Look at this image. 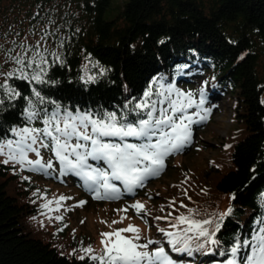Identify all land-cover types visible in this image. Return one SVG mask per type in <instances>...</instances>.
Instances as JSON below:
<instances>
[{
  "label": "trees",
  "instance_id": "obj_1",
  "mask_svg": "<svg viewBox=\"0 0 264 264\" xmlns=\"http://www.w3.org/2000/svg\"><path fill=\"white\" fill-rule=\"evenodd\" d=\"M110 1L0 0V45L4 49L14 47L13 41L35 45L45 31L59 29L55 37L41 43L50 51L60 52L65 61L64 66L53 65V58L48 57V78L58 82L54 85L29 84L15 78L8 81L22 97L12 102L15 107L6 102L0 111V139H15L9 129L26 125L23 96H30L32 87L73 113L115 112L117 116L126 111V104L131 107L140 102L150 85L155 91L154 80L192 92L195 100L201 98L203 89L206 108L213 110L223 98L231 102L232 127L222 139L211 130L210 139L220 140L216 146L195 138L189 154L214 151L218 162L211 158L205 164V160L195 159L192 169L182 165L183 174H178L179 170L172 173L174 180L164 174L152 181L156 192L149 188L151 184L135 190L136 202L146 206L148 215L132 211L130 225L141 230V240L157 235L164 238L158 229H167L172 218L187 214L188 208L198 209L201 219L204 214L211 218L231 208L216 237L222 248L229 249L236 236L241 241L251 239L264 226L257 223L264 218V0H127L114 19L104 20ZM60 39L64 41L62 48L58 47ZM13 67L0 52V71ZM101 68L106 70L103 74ZM87 76H95V82L86 83ZM195 83L197 90L192 88ZM51 108L49 105V111ZM32 126L43 124L35 121ZM127 142L139 141L128 138ZM187 148L180 152L186 154ZM52 153L40 149L46 160H53ZM179 153L166 159L177 158ZM30 156L36 157L34 153ZM3 159L0 156V161ZM97 166L107 169L103 162ZM38 176L19 165L14 168L0 163V264H91L78 259L84 255L82 249L91 246L99 255L104 247L102 233L129 226L106 219L103 229L96 231L95 242L86 234L76 233L68 227L67 208L61 207L54 215L41 209V204L59 197L51 195L54 187H42L45 179L37 181ZM37 190L39 196L34 195ZM160 190L163 195L156 198ZM78 191L89 200L81 189ZM49 215L64 219L49 220ZM157 216L168 219H154ZM164 243L169 247L166 240ZM220 252L221 248L213 246L206 254L175 255L182 264H226L230 253Z\"/></svg>",
  "mask_w": 264,
  "mask_h": 264
},
{
  "label": "snow or ice",
  "instance_id": "obj_2",
  "mask_svg": "<svg viewBox=\"0 0 264 264\" xmlns=\"http://www.w3.org/2000/svg\"><path fill=\"white\" fill-rule=\"evenodd\" d=\"M58 31L59 29L45 31L40 41L31 46L24 42L16 44L15 41L12 42L14 47L9 49L0 45L5 62L14 65L8 72L0 71V77H3L0 82V111L4 110L6 102L10 107H15L12 102L22 97V93L8 83L10 79L15 78L41 86L58 83L48 78V57L53 58V65L58 63L64 66L65 61L60 52L50 51L41 43L46 42L49 37H55ZM63 45L64 41L60 39L58 47L62 48ZM93 67L99 65L93 64ZM84 68L87 73V65ZM105 71L101 68V74ZM163 79L164 77L160 78L161 81ZM95 80V76H87L85 82ZM153 84L157 86L155 91L150 85L144 91L143 99L131 107L126 104V111L120 116L115 112L77 110L73 113L67 108L62 109L57 101L42 95V90L32 87L31 95L23 96L25 108L22 116L26 125L9 129L15 139H0V156L4 157L0 163L12 164L14 168L19 165L21 170L47 173L53 164L51 160L43 161L40 149H49L59 162L60 174H74L80 177L84 185L94 191L95 199L120 198V189L112 181L121 182L127 193L134 194V190L143 187L147 180L161 174L165 169V158L179 153L190 143L191 126L206 121L211 112V108L204 107L206 101L203 89L200 90L201 99L197 102L192 92H182L175 85L166 86L157 80H154ZM49 105L52 106L51 111ZM193 107L197 111L189 114L188 109ZM194 116L199 119L194 120ZM35 121H41L43 127H33ZM112 138L120 142H113ZM128 138L139 142H127ZM30 153H34L38 158L30 159ZM89 160L95 161L97 165L103 162L107 169L93 166ZM186 181L187 177L182 183ZM34 195L39 196V190ZM67 199L70 197L60 196L47 200L41 204V209L47 213L59 212L63 206L62 202ZM84 203L86 202L81 201L78 206H83ZM129 207L135 209L137 215H148L146 206L139 201ZM119 211L126 212L127 208ZM231 212L232 209L229 208L227 211L212 214L211 218L204 214L201 219L198 218L202 215L198 209L188 208L187 214L181 213L172 218V230H158L174 253H186L189 256L193 252L206 254L213 251L215 246L221 248V255H225L226 251L230 253L226 264H264V226H261L251 239L245 238L241 241L240 237L236 236L229 249L222 248L221 241L216 237ZM48 219L62 222L64 217L49 215ZM123 219L124 217L121 221ZM154 219L168 217L157 216ZM257 223L264 225V218ZM128 232L133 235H124ZM101 235V243L104 246L102 253L98 255L88 246L82 249L84 255H80L78 259H87L91 264H179L172 259L161 241L148 239L147 242L140 243L141 230L133 225ZM152 245L158 246L149 250Z\"/></svg>",
  "mask_w": 264,
  "mask_h": 264
},
{
  "label": "rangeland",
  "instance_id": "obj_3",
  "mask_svg": "<svg viewBox=\"0 0 264 264\" xmlns=\"http://www.w3.org/2000/svg\"><path fill=\"white\" fill-rule=\"evenodd\" d=\"M127 0H111L109 6L106 8V10L103 13V18L104 20H112L114 19L121 8V4L125 3ZM28 36H31L30 34H28ZM36 36V34H35ZM197 83H200L201 78H198ZM195 83L193 85L192 88L197 90L196 84ZM183 88H186V86L180 85ZM198 86V85H197ZM208 94H206L207 96ZM201 98L197 97L196 101L199 102ZM230 105L231 102L225 98L221 99L220 101L217 100V103H215L213 106V110H211V112L209 113L208 117L212 118V123L207 124V120L206 121H202L199 124L197 123L196 127L193 129L191 127L192 130V137H191V142L188 143L183 149H185L186 147L189 146V148H187V151L185 152L186 154H183L184 151L183 149L179 153V155L181 156H177L176 157H172L170 156L168 159H166V166L165 169L161 172L160 176L155 177V178H150L149 180H147L144 184L145 185H149L152 183V181H154L156 178H162L164 174L168 175L167 178H170L174 180V177H172V173L177 172L178 170V174H183L185 172L184 169H181L180 167L182 165H185L186 167L189 168H193V161L195 159H203L205 160V164H207L208 159L214 158L215 162H218L219 160V156L217 153H215L214 151H208V150H204L200 153H196L194 154H189V149L190 146L193 144L194 141H196L195 138L201 139L202 143L206 140L209 141L210 143H213V145H217L220 142V138H226L227 137V131L229 127H232V122H231V114H230ZM204 107L206 108V106L204 105ZM194 110L197 111L196 108L193 107V109H188V113L192 114L194 113ZM202 114V113H201ZM194 120H198L199 117H193ZM207 124V125H206ZM213 130L219 139H210L211 138V134ZM212 140V141H210ZM222 145V144H220ZM199 152V151H198ZM199 156V157H198ZM43 161H48L45 159L44 156H41ZM30 159H37L38 157H29ZM52 164L53 167L51 169L47 170V173L45 172H36L39 174L37 181H40L39 179H42L44 177H46L47 179L42 180L44 183H46V185H43L42 187H45V189L49 186L54 187L51 195L56 197H60V196H65V197H70V199H67L65 201L62 202L63 206L67 208V220L68 222V227L70 228H74L73 230L76 233L79 234H86V236L92 237L94 242L97 239V234L96 231L97 229H103V223L104 221H106V219H108L110 222L113 221H118L120 224H123L125 222L126 225H130V221L132 218V211L133 208L129 207L132 204H135L136 202V198L138 197V195L133 196L132 194H125L126 199H132L130 201H128L125 204H121V203H108L106 201H98V200H88L83 194H79L78 188L75 186V184L68 178L69 177H75L78 180H80L82 183H84L82 181V179L80 177L75 176L74 174H68L67 179H66V175H61L60 174V165L59 162L55 159L54 154L52 153ZM183 162V163H181ZM89 163L92 164L94 166V161L89 160ZM175 163V165H174ZM171 164V166H170ZM177 174V175H178ZM165 175V176H166ZM171 180V182L173 181ZM64 182V183H63ZM119 182V181H118ZM169 182V179H168ZM169 182V183H171ZM75 183L77 184V182L75 181ZM121 185L122 183L119 182ZM164 181L162 180L161 182L159 181V184H163ZM49 185V186H47ZM61 186L60 188H55L56 186ZM81 185V184H80ZM140 187V191L144 188ZM157 188V186L155 185V183L151 184L149 186L150 189H152L154 192H156V189H154V187ZM123 189L124 186L122 185ZM86 189L91 190L90 188H88L87 186H85ZM120 189V188H119ZM94 191L91 190V194ZM95 195V193H94ZM163 195L162 194V190H160V192L158 191L156 193V198L157 196ZM80 198V200H79ZM86 202L83 204V206H78L80 204L81 201ZM88 202V203H87ZM76 203V205H75ZM127 208V211H119L121 209H125ZM227 208V207H226ZM54 214H58V212H53L51 213V215ZM124 217V219L121 221V218ZM124 224V225H125ZM72 226V227H71ZM74 226V227H73ZM166 230H172L169 227ZM148 239H152V240H158L161 241L163 243V246L165 247L166 251H168L169 255L172 257L173 260H176L179 262V264H182V259H178V253H174L171 251L170 246L166 247V244L164 243V241L166 240V238H160L159 235L157 236H150V237H146L143 240H140V243H145L147 242ZM158 245H152L150 246L149 250L154 249L155 247H157ZM177 256H176V255ZM190 264H194V261H190Z\"/></svg>",
  "mask_w": 264,
  "mask_h": 264
},
{
  "label": "clouds",
  "instance_id": "obj_4",
  "mask_svg": "<svg viewBox=\"0 0 264 264\" xmlns=\"http://www.w3.org/2000/svg\"><path fill=\"white\" fill-rule=\"evenodd\" d=\"M108 203H118V202L116 201V202H108Z\"/></svg>",
  "mask_w": 264,
  "mask_h": 264
}]
</instances>
